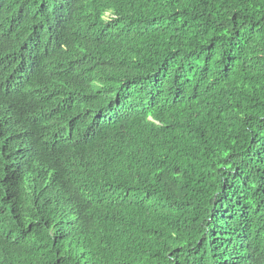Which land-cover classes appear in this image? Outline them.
Masks as SVG:
<instances>
[{
	"label": "trees",
	"instance_id": "trees-1",
	"mask_svg": "<svg viewBox=\"0 0 264 264\" xmlns=\"http://www.w3.org/2000/svg\"><path fill=\"white\" fill-rule=\"evenodd\" d=\"M0 264H264V0H0Z\"/></svg>",
	"mask_w": 264,
	"mask_h": 264
},
{
	"label": "clouds",
	"instance_id": "clouds-1",
	"mask_svg": "<svg viewBox=\"0 0 264 264\" xmlns=\"http://www.w3.org/2000/svg\"><path fill=\"white\" fill-rule=\"evenodd\" d=\"M106 15H108V13H106Z\"/></svg>",
	"mask_w": 264,
	"mask_h": 264
}]
</instances>
